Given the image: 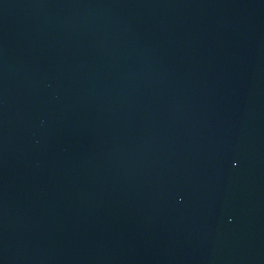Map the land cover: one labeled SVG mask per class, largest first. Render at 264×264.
Here are the masks:
<instances>
[{
  "label": "water",
  "instance_id": "water-1",
  "mask_svg": "<svg viewBox=\"0 0 264 264\" xmlns=\"http://www.w3.org/2000/svg\"><path fill=\"white\" fill-rule=\"evenodd\" d=\"M0 264H264V0H0Z\"/></svg>",
  "mask_w": 264,
  "mask_h": 264
}]
</instances>
